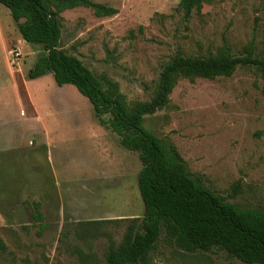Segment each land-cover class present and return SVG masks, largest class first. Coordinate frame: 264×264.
Returning a JSON list of instances; mask_svg holds the SVG:
<instances>
[{
  "label": "rangeland",
  "instance_id": "374dc122",
  "mask_svg": "<svg viewBox=\"0 0 264 264\" xmlns=\"http://www.w3.org/2000/svg\"><path fill=\"white\" fill-rule=\"evenodd\" d=\"M117 10L96 17L77 7L60 14V48L125 102H147L176 54L233 57L249 47L264 58V0H202L185 19L179 0H92ZM18 47L20 59L9 64ZM42 47L22 40L0 4V264H106L144 206L138 154L99 124L92 106L50 72L28 79ZM144 127L173 147L192 178L228 203L264 210V79L254 67L230 77L179 79L166 107ZM38 202L41 223L31 218ZM144 264H243L223 251L186 253L160 236Z\"/></svg>",
  "mask_w": 264,
  "mask_h": 264
},
{
  "label": "trees",
  "instance_id": "16d2710c",
  "mask_svg": "<svg viewBox=\"0 0 264 264\" xmlns=\"http://www.w3.org/2000/svg\"><path fill=\"white\" fill-rule=\"evenodd\" d=\"M8 9L21 38L42 47L43 55L28 71V79L52 74L58 87L73 86L88 100L100 125L120 137V145L138 154L142 168L137 186L144 215L132 219L121 243L103 254L106 264H144L161 235L186 253L223 251L243 264H264V210L243 209L210 191L201 178H192L173 147H167L144 125V117L166 107L179 79L213 80L230 77L238 67H254L264 79V58L251 47L233 57L226 45L215 55L186 57L176 53L162 68L154 96L129 106L108 78L96 77L77 57L60 48V14L77 7L91 9L96 17L117 10L92 0H0ZM202 0H179L185 19L200 10ZM31 218L43 221L40 204H30ZM7 246L0 236V253Z\"/></svg>",
  "mask_w": 264,
  "mask_h": 264
},
{
  "label": "built area",
  "instance_id": "2783aa9c",
  "mask_svg": "<svg viewBox=\"0 0 264 264\" xmlns=\"http://www.w3.org/2000/svg\"><path fill=\"white\" fill-rule=\"evenodd\" d=\"M8 59H9V64L11 66H14L16 64V62L20 59L21 57V52L20 49L18 47L11 49L8 52Z\"/></svg>",
  "mask_w": 264,
  "mask_h": 264
}]
</instances>
